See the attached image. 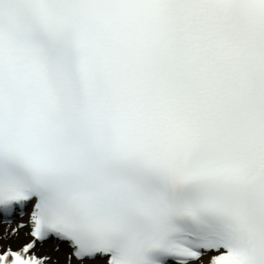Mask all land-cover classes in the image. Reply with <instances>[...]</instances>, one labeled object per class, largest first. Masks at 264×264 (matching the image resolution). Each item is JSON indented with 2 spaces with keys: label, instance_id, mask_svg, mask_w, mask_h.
Here are the masks:
<instances>
[{
  "label": "snow or ice",
  "instance_id": "snow-or-ice-1",
  "mask_svg": "<svg viewBox=\"0 0 264 264\" xmlns=\"http://www.w3.org/2000/svg\"><path fill=\"white\" fill-rule=\"evenodd\" d=\"M0 264H264V0H0Z\"/></svg>",
  "mask_w": 264,
  "mask_h": 264
}]
</instances>
